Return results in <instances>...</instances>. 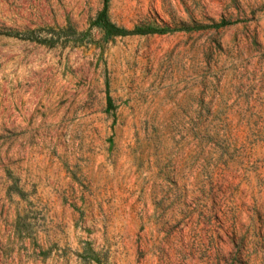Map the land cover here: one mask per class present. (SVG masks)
Listing matches in <instances>:
<instances>
[{
	"label": "rangeland",
	"instance_id": "374dc122",
	"mask_svg": "<svg viewBox=\"0 0 264 264\" xmlns=\"http://www.w3.org/2000/svg\"><path fill=\"white\" fill-rule=\"evenodd\" d=\"M102 7L0 0V264H264V0Z\"/></svg>",
	"mask_w": 264,
	"mask_h": 264
},
{
	"label": "trees",
	"instance_id": "16d2710c",
	"mask_svg": "<svg viewBox=\"0 0 264 264\" xmlns=\"http://www.w3.org/2000/svg\"><path fill=\"white\" fill-rule=\"evenodd\" d=\"M108 2L109 0H103V7L102 9L96 14L92 25L96 28H99L101 31L104 32V36L106 39H111L114 37H126L132 35H146L152 33H165L169 31L167 28L156 30L149 26L147 27H135L131 30L125 29L123 27H119L112 23L108 17ZM228 22L220 21L218 24H215V28L223 27L227 25ZM110 97L107 96V105H110Z\"/></svg>",
	"mask_w": 264,
	"mask_h": 264
}]
</instances>
